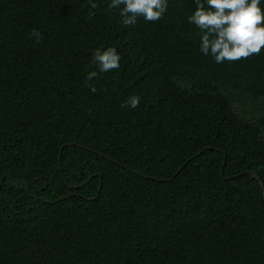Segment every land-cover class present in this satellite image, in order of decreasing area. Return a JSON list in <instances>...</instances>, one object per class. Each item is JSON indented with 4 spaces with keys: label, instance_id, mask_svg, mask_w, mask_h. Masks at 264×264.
Listing matches in <instances>:
<instances>
[{
    "label": "trees",
    "instance_id": "1",
    "mask_svg": "<svg viewBox=\"0 0 264 264\" xmlns=\"http://www.w3.org/2000/svg\"><path fill=\"white\" fill-rule=\"evenodd\" d=\"M111 3L0 0V264H264V49L216 63L195 0Z\"/></svg>",
    "mask_w": 264,
    "mask_h": 264
},
{
    "label": "clouds",
    "instance_id": "2",
    "mask_svg": "<svg viewBox=\"0 0 264 264\" xmlns=\"http://www.w3.org/2000/svg\"><path fill=\"white\" fill-rule=\"evenodd\" d=\"M195 3L197 7L188 21L200 30L202 54L210 55L216 63L237 62L261 54L264 49V9L260 7L261 0H195ZM110 7H120L122 23L134 26L139 18L151 23L161 20L168 10V0H112ZM31 35L37 43L43 38L37 29H33ZM120 59L115 47L106 50L97 48L92 57L99 72L119 69ZM97 75V71H92L86 79L91 81ZM89 87L92 92L96 91L94 85ZM139 104L140 97L132 95L121 107L135 109Z\"/></svg>",
    "mask_w": 264,
    "mask_h": 264
},
{
    "label": "water",
    "instance_id": "3",
    "mask_svg": "<svg viewBox=\"0 0 264 264\" xmlns=\"http://www.w3.org/2000/svg\"><path fill=\"white\" fill-rule=\"evenodd\" d=\"M60 157H61V155H60ZM60 169H62L61 162H60ZM249 173L251 174V176H252L253 178L258 179V180L261 182V177L259 176V174H258L257 171L251 169V170H249ZM97 174H98V173H95L94 175H97ZM94 175L90 176L87 180H85V181H84L83 183H81L80 185H76V186H74V187H75V188H80L81 186L85 185V184H86V183H87V182H88V181H89ZM7 177H8V183H9L10 185H12V186H17L20 182L24 181V182H25V188H26V191H29L28 182L25 181L24 179H19V180H17L16 182L12 183V182H11V176L8 174ZM2 183H3V179L0 181V187H1ZM100 189H101V185H100ZM69 194H72V193H69ZM31 195L34 196V197L41 198V197H39V196H37V195H34V194H31ZM98 195H99V193H97L96 197H97ZM66 196H67V195H63V196H62L61 198H59L58 200L63 199V198H65ZM96 197H93V199L96 198Z\"/></svg>",
    "mask_w": 264,
    "mask_h": 264
}]
</instances>
